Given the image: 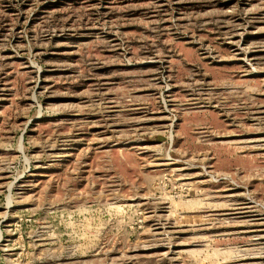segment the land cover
<instances>
[{
    "label": "rangeland",
    "instance_id": "374dc122",
    "mask_svg": "<svg viewBox=\"0 0 264 264\" xmlns=\"http://www.w3.org/2000/svg\"><path fill=\"white\" fill-rule=\"evenodd\" d=\"M0 264H264V0H0Z\"/></svg>",
    "mask_w": 264,
    "mask_h": 264
}]
</instances>
